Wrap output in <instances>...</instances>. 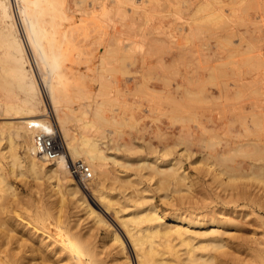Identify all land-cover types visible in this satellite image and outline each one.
I'll list each match as a JSON object with an SVG mask.
<instances>
[{
	"label": "rangeland",
	"instance_id": "rangeland-1",
	"mask_svg": "<svg viewBox=\"0 0 264 264\" xmlns=\"http://www.w3.org/2000/svg\"><path fill=\"white\" fill-rule=\"evenodd\" d=\"M65 3V12L57 10L44 16L52 23L54 41L37 39L46 53L52 49L59 53L56 68L49 57L43 62L40 45L29 38L27 16L19 15L14 5L25 55L32 61L46 115L59 124V113L76 139H81V134L97 138L109 154L133 160L126 167L130 180L124 183L131 191L122 188L127 194H134V186L145 187L147 193H141L151 194L160 202L164 190L156 189L152 169L150 173L149 167H141L138 158L167 152L181 156L195 176L185 201L191 196L187 202L217 205L230 201L233 195L243 209L234 215L247 225L258 220V212L250 210L249 196L254 190L264 191V154H254L256 164L244 177L225 182L212 177L222 180L220 183L211 180L210 174L217 150L233 152L232 163L235 159L246 164L235 148L252 141L264 145V0ZM11 63L10 46L1 37L0 100L7 93L18 92ZM46 79L55 82L56 92L47 88ZM1 107L0 121L9 119L3 117ZM123 143L131 147L127 149ZM2 160L7 167L6 159ZM112 161L108 158L107 165L113 166ZM207 165L213 167L210 173ZM20 168L10 174L16 193L0 188V203L5 205L0 208V233L10 229L11 245L17 241L31 243L47 232L55 234L59 229L51 228L62 225L63 214L70 208L68 201L48 196L43 184L35 185L26 168L18 173ZM92 174L84 180L76 176L88 196L85 186L95 174L93 169ZM117 189L108 191L115 194ZM184 200L177 202L186 204ZM246 209L250 213L245 216ZM254 230L261 234L262 226L255 224ZM254 230L247 226L239 231L250 236Z\"/></svg>",
	"mask_w": 264,
	"mask_h": 264
},
{
	"label": "bare ground",
	"instance_id": "bare-ground-1",
	"mask_svg": "<svg viewBox=\"0 0 264 264\" xmlns=\"http://www.w3.org/2000/svg\"><path fill=\"white\" fill-rule=\"evenodd\" d=\"M14 5L19 15L27 16L29 38L37 46L40 45L38 37L48 43L55 39L52 23L45 19V14L57 10L65 12L67 7L65 0H0V36L10 46L11 71L18 87V92L7 93L0 100L5 111L3 117L9 118L0 121V188L16 193L17 187L10 174L14 175L17 167H25L33 176L35 185L43 184L48 196L68 201L70 208L63 214L65 221L62 225L51 228L59 231L55 234L47 232L43 237L38 235L31 243L17 241L11 245L10 229L3 230L0 233V264H264V214L261 213L264 211V191L254 190L249 196L252 201L250 210L259 215L255 214L258 220L248 225L234 215L243 209L238 207L233 195H230L232 204L227 200L217 205L187 202L191 196L186 201L183 198L193 188L195 176L185 167L181 156H169L166 152L162 156L153 154L138 158L139 165L149 167L148 171L152 169L153 173L149 172L156 176L155 186L159 188H155L164 190L159 192L160 202L151 194L141 193L145 192V187L134 186L139 193L133 190L134 194H127L131 189L128 191L124 184L130 180L126 167L133 160L109 154L99 145L97 138L81 134V139H76L75 134L68 130L67 120L59 113V124L54 125L63 145L62 151L53 160H47L37 152L34 135L39 130L50 129L51 124L44 111L32 61L25 55V41L17 27ZM39 47L36 49L40 51L43 62L49 57V63L56 68L59 53L54 49L46 53L41 45ZM45 81L50 90L57 86H53L55 82H50V79ZM50 96L53 105L57 106L55 97ZM246 143L244 145L247 146L237 145L235 148L240 150L246 164L235 159V162H230L233 161V152L217 150L214 153L211 180L216 177L225 182L249 174L256 164L254 154H264V145L253 141ZM128 146L124 144V147ZM76 157L91 165L90 169L92 167L95 173L85 186L90 196L78 184V178L84 180L89 177L82 173L78 177L71 169ZM2 158L6 159L7 167ZM108 158L113 160V166L107 165ZM211 167L208 166L207 173ZM23 170L18 173L22 174ZM114 188L117 193H109L108 190ZM178 196L182 199L177 200ZM182 200L186 204L177 202ZM0 204L3 210L5 205ZM250 210H244V215H248ZM83 220L86 221L82 224ZM255 224L262 226L261 234L254 230ZM247 226L254 230L253 235L239 231Z\"/></svg>",
	"mask_w": 264,
	"mask_h": 264
},
{
	"label": "built area",
	"instance_id": "built-area-1",
	"mask_svg": "<svg viewBox=\"0 0 264 264\" xmlns=\"http://www.w3.org/2000/svg\"><path fill=\"white\" fill-rule=\"evenodd\" d=\"M48 121L51 124L50 129L36 132L34 135V144L39 154L43 155L47 160H53L62 151L63 145L55 130V122L49 116ZM32 125L37 126L36 123H32ZM71 169L78 177H81L80 173H82L84 177L91 176L90 166L81 159L73 161L71 163Z\"/></svg>",
	"mask_w": 264,
	"mask_h": 264
}]
</instances>
